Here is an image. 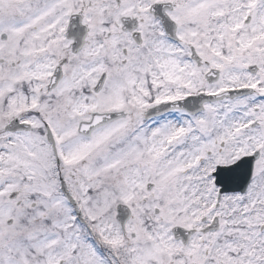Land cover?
Segmentation results:
<instances>
[{
    "label": "snow or ice",
    "instance_id": "snow-or-ice-1",
    "mask_svg": "<svg viewBox=\"0 0 264 264\" xmlns=\"http://www.w3.org/2000/svg\"><path fill=\"white\" fill-rule=\"evenodd\" d=\"M0 264H264V0H0Z\"/></svg>",
    "mask_w": 264,
    "mask_h": 264
},
{
    "label": "flooded vegetation",
    "instance_id": "flooded-vegetation-1",
    "mask_svg": "<svg viewBox=\"0 0 264 264\" xmlns=\"http://www.w3.org/2000/svg\"><path fill=\"white\" fill-rule=\"evenodd\" d=\"M168 10L169 9L165 11V14ZM152 15L155 20L159 21L157 17L154 15V13H152ZM121 23L123 25V30L132 32L134 37L138 36V34L134 32V28L136 26V22L134 20L122 19ZM159 23L161 25L160 21ZM86 35H87V29L86 26L82 24L81 17L79 15L69 17V22L65 31V39L71 41L70 46L74 52L77 51L83 45ZM169 42H171L170 39Z\"/></svg>",
    "mask_w": 264,
    "mask_h": 264
},
{
    "label": "water",
    "instance_id": "water-1",
    "mask_svg": "<svg viewBox=\"0 0 264 264\" xmlns=\"http://www.w3.org/2000/svg\"><path fill=\"white\" fill-rule=\"evenodd\" d=\"M160 21H162L164 27L166 28L167 34L172 37L175 33V26L169 22L168 18L164 15V11L162 9L157 12L156 15ZM130 216L129 210L123 205H117L116 207V220L118 223L123 225ZM172 234L176 240H180L182 243H186L188 240V234L182 228H174L172 230Z\"/></svg>",
    "mask_w": 264,
    "mask_h": 264
}]
</instances>
